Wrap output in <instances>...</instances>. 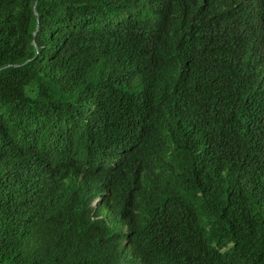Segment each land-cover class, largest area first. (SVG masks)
I'll use <instances>...</instances> for the list:
<instances>
[{
    "label": "trees",
    "instance_id": "16d2710c",
    "mask_svg": "<svg viewBox=\"0 0 264 264\" xmlns=\"http://www.w3.org/2000/svg\"><path fill=\"white\" fill-rule=\"evenodd\" d=\"M0 264H264V0H0Z\"/></svg>",
    "mask_w": 264,
    "mask_h": 264
},
{
    "label": "clouds",
    "instance_id": "9594fccd",
    "mask_svg": "<svg viewBox=\"0 0 264 264\" xmlns=\"http://www.w3.org/2000/svg\"><path fill=\"white\" fill-rule=\"evenodd\" d=\"M127 137H128V139L130 140V142H133L134 143V141H132L131 139H130V136L127 134ZM134 147V145L133 144H131V143H126L125 145H123V146H121V147H119L118 149H112L111 150V154H113L115 151H118V152H121L122 153V155H126V154H128V153H130L131 152V150H132V148ZM119 155L120 154H117V157L119 158ZM98 200V197H95L94 198V200H93V203H96V201Z\"/></svg>",
    "mask_w": 264,
    "mask_h": 264
}]
</instances>
